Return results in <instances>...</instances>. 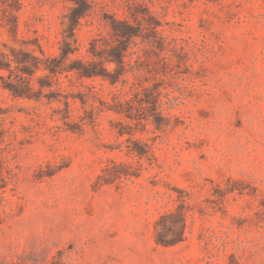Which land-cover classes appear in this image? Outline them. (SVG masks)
I'll use <instances>...</instances> for the list:
<instances>
[{"label":"rangeland","instance_id":"1","mask_svg":"<svg viewBox=\"0 0 264 264\" xmlns=\"http://www.w3.org/2000/svg\"><path fill=\"white\" fill-rule=\"evenodd\" d=\"M85 2L0 0V264H264V0Z\"/></svg>","mask_w":264,"mask_h":264},{"label":"trees","instance_id":"2","mask_svg":"<svg viewBox=\"0 0 264 264\" xmlns=\"http://www.w3.org/2000/svg\"><path fill=\"white\" fill-rule=\"evenodd\" d=\"M82 1L87 4V2H85V0H82ZM87 10H88L87 8L86 9L83 8L82 11L77 14V16L74 19V24H77L79 22L81 16H83L87 12ZM122 55L123 54H120V58L122 57ZM28 56L30 58L29 60H26V59L21 60V62L23 63L24 66H27V67L32 66L34 69L41 68V64H40L41 59L39 56L34 55V54H29ZM44 68L50 70L51 72L57 71V68L53 63V60H49V63L44 65ZM79 74L81 76H91V75H94L96 73L89 72L83 68V69H80Z\"/></svg>","mask_w":264,"mask_h":264}]
</instances>
